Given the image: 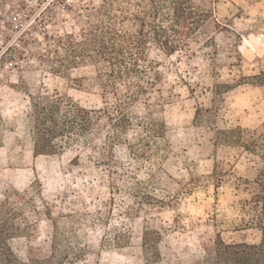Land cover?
Listing matches in <instances>:
<instances>
[{
  "label": "rangeland",
  "instance_id": "1",
  "mask_svg": "<svg viewBox=\"0 0 264 264\" xmlns=\"http://www.w3.org/2000/svg\"><path fill=\"white\" fill-rule=\"evenodd\" d=\"M103 3L0 0V203L10 196L17 213L7 241L13 255L57 264H203L204 246L218 235L259 243L243 203L264 160L217 143L216 132L264 125V0H216L228 26L172 55L150 44L146 92L126 103L127 87L117 82L125 131L109 122L57 154L34 155L39 97L59 94L120 115L98 76L105 66L63 44L102 20Z\"/></svg>",
  "mask_w": 264,
  "mask_h": 264
},
{
  "label": "trees",
  "instance_id": "2",
  "mask_svg": "<svg viewBox=\"0 0 264 264\" xmlns=\"http://www.w3.org/2000/svg\"><path fill=\"white\" fill-rule=\"evenodd\" d=\"M215 4L216 0H147L145 4H132L131 0H104L99 11L102 20L84 33L81 40L70 39L63 44L71 48L72 54L87 55L105 66L98 76L105 93L119 101L116 112L120 115L115 119L108 105L87 109L59 94L39 97L33 103L34 155L57 154L75 137L99 135L109 122L118 131H125L130 119L119 98L117 82L127 87L126 103L145 93L147 87L142 81L153 67L147 68L150 64L146 59L149 45L155 44L172 55L187 47L190 39L207 35L211 28L227 27L228 24L216 15ZM132 5L136 10L131 11ZM126 23L133 27H125ZM73 63H77L76 60ZM147 83L153 85L154 82L148 80ZM216 142L242 146L264 160V125L260 130L242 126L218 129ZM218 166L217 163L213 175L217 183L222 177ZM253 184L255 186L249 198L244 200L243 209L249 213L246 225L260 232V242H227L218 235L212 244L204 246L203 264H264V167ZM14 194L19 195L18 192ZM12 204L8 195L0 203V261L4 264H57L55 257L42 261L29 258L28 262H19L13 255L7 242L16 229L12 219L17 213L12 210Z\"/></svg>",
  "mask_w": 264,
  "mask_h": 264
},
{
  "label": "bare ground",
  "instance_id": "3",
  "mask_svg": "<svg viewBox=\"0 0 264 264\" xmlns=\"http://www.w3.org/2000/svg\"><path fill=\"white\" fill-rule=\"evenodd\" d=\"M244 49H245V48H244ZM244 49H243V50H244ZM244 52H245V50H244Z\"/></svg>",
  "mask_w": 264,
  "mask_h": 264
}]
</instances>
